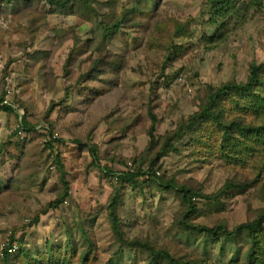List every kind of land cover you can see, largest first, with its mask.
<instances>
[{"label":"rangeland","instance_id":"1","mask_svg":"<svg viewBox=\"0 0 264 264\" xmlns=\"http://www.w3.org/2000/svg\"><path fill=\"white\" fill-rule=\"evenodd\" d=\"M60 1L0 0V96L10 107L0 110V264H148L112 231L116 189L126 239L177 264H247L246 232L183 228L231 231L264 212V140L255 135L264 112L235 96L214 102L221 122L244 128L227 131L229 143L212 118H193L211 92L245 83L264 62V0H231L219 18L210 0ZM21 120L28 130L18 134ZM137 169L147 174L117 184ZM256 248L264 264V225Z\"/></svg>","mask_w":264,"mask_h":264},{"label":"trees","instance_id":"2","mask_svg":"<svg viewBox=\"0 0 264 264\" xmlns=\"http://www.w3.org/2000/svg\"><path fill=\"white\" fill-rule=\"evenodd\" d=\"M6 1H10V0H6ZM51 1H55L54 2L55 4H59L60 2L62 3V1L60 0H51ZM210 2H211L210 14L212 15L213 18L223 17L228 12L230 4H231V0H210ZM114 27L117 28L118 23L115 24ZM263 73H264V62L259 65L252 63L250 67V73H249L248 79L245 83H242V84L227 83V84H224L217 91L211 92L208 103L206 104L205 108H203L201 112L202 114L200 115L195 114L193 118L195 117H200L203 119L208 118V117L212 118L214 121L220 124L224 130H226V133H224V141L229 143V136H228L229 133L227 131L230 132L233 129L237 131H241L244 128L235 121H232L229 123L224 122V121L221 122L222 120L221 113L217 114V113L210 112V109L212 108L211 106L212 105L214 106V102L216 101L219 102L223 99H228L231 96H235L237 97L236 101H238V102L235 101L236 104L239 105V101H242L248 104V109L254 115L262 114L264 112V81L262 78ZM256 86L258 87V89H260V91L255 90L254 87ZM261 92L263 94H261ZM3 101H4L3 97L0 96V110L2 109L10 110V107H8L7 105L1 104V102ZM26 125L28 124L24 120L23 121L21 120L19 122V129L24 132L27 131L28 129L26 128ZM190 128L191 126L189 125V123L186 125L178 126L177 130L169 134L168 135L169 137L167 136L166 145L170 146L171 141H173L176 138H179L184 133V130H188ZM32 129H34V127ZM260 130H262L263 133L260 134L257 132L255 133V135L259 138L261 137L260 139L264 140V127H262ZM149 136L152 140L153 139V127L151 128L149 132ZM50 137L51 136H49L48 138ZM45 142L49 144L50 140H45ZM89 151L92 153L93 156H95L94 147H90ZM148 170H149V174H148L149 179L151 178V181H154L153 179L156 177L155 172L153 171L152 168L150 169L148 168ZM105 173L109 174L110 172L106 170ZM146 174H147L146 171H142L140 169H137L134 172H131L130 170H128L127 172L122 173L120 176H118L116 181H117V184H120V185L130 184V183L133 184L136 181V179H138V177L144 176ZM157 183L158 185H160L162 188H165V189H172L174 187H177L176 183L172 180H169L166 182L158 180ZM179 189L182 192V198H183L184 203H188L190 205V196H188V191L186 190V188L181 186ZM226 189H228V186L226 187ZM117 190L118 189L115 190V194L111 199V204L109 208L110 209L109 218H110V224H111L112 231L116 239L120 242L121 247H128V248L135 247V248H139L142 251L146 252L147 254H149V257H150V261L148 264H158V262L163 258L169 260L173 264H177L175 260L165 250L155 248L153 245L147 242H142L138 239L128 240L124 237V234L120 228V223H119L120 220L116 213L118 202L120 199L119 190L118 191ZM66 193H67V190H65V194ZM190 208H192V206H190ZM263 225H264V212H261L254 221L242 223L231 231H227L225 226H216L214 228L203 227V228L197 229L196 227L187 225L183 229L185 232H195L197 230L199 233H206L212 237H218L220 233H224L225 236H227L228 238L234 235V233L246 232L248 236L250 237V239L252 240V245L247 255L246 262L247 264H257V262H259V259H258L259 253L257 252L256 246H257L258 235L263 229ZM181 226H184L183 222L181 223ZM18 252L19 253L22 252L23 255L26 254V251H23V250H19ZM3 253H4V259L8 260V257L13 252L8 253L7 248H6Z\"/></svg>","mask_w":264,"mask_h":264},{"label":"built area","instance_id":"3","mask_svg":"<svg viewBox=\"0 0 264 264\" xmlns=\"http://www.w3.org/2000/svg\"><path fill=\"white\" fill-rule=\"evenodd\" d=\"M4 103H6V102L4 101ZM16 129H17L18 134H21L23 132L19 129V124L16 125ZM13 251H14V248H12V247L7 248V252L11 253Z\"/></svg>","mask_w":264,"mask_h":264}]
</instances>
